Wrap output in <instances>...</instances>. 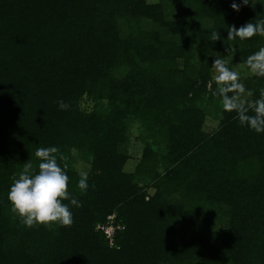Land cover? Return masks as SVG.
Here are the masks:
<instances>
[{
	"label": "trees",
	"instance_id": "1",
	"mask_svg": "<svg viewBox=\"0 0 264 264\" xmlns=\"http://www.w3.org/2000/svg\"><path fill=\"white\" fill-rule=\"evenodd\" d=\"M250 2L0 0V264H264V133L223 110L212 79L218 54L249 71L264 47L227 40L264 19ZM241 77L258 99L264 78ZM52 146L83 207L71 228H28L11 177ZM110 215L113 245L97 229Z\"/></svg>",
	"mask_w": 264,
	"mask_h": 264
},
{
	"label": "clouds",
	"instance_id": "2",
	"mask_svg": "<svg viewBox=\"0 0 264 264\" xmlns=\"http://www.w3.org/2000/svg\"><path fill=\"white\" fill-rule=\"evenodd\" d=\"M241 3L247 6L251 2L241 0ZM231 6L237 12L241 9L240 3L233 2ZM257 35L264 37V19L247 22L238 29L235 25L229 26L227 40L239 38L243 41ZM210 39L216 42L221 39V35L212 31ZM244 64L252 76L264 78V47L249 55ZM212 69V79L216 85L213 96L220 98L223 110L235 112L241 126H247L256 133H264V87L259 89L258 99H251L254 92L245 87L241 73L230 67L229 62L219 54L212 63ZM58 104L61 110L70 107L62 100ZM35 157L37 163L29 159L24 163L22 171L11 177L12 184L7 194L12 205L11 212L28 228L44 226L51 230L55 227H73L75 221L71 206L81 208L83 203L69 190L68 165L64 163L62 167L59 163L66 158L55 146L37 148ZM79 177L77 187L81 193L86 194L89 175L81 171Z\"/></svg>",
	"mask_w": 264,
	"mask_h": 264
},
{
	"label": "rangeland",
	"instance_id": "3",
	"mask_svg": "<svg viewBox=\"0 0 264 264\" xmlns=\"http://www.w3.org/2000/svg\"><path fill=\"white\" fill-rule=\"evenodd\" d=\"M151 3L156 2V0H150ZM231 50V51H230ZM224 54V59H226L229 62V66L232 68H235L237 71L241 73L243 77L250 76V72L246 71L245 68L243 67V64L241 60L237 56V49H230ZM218 122L215 121L213 118H208L206 120V123L204 125V130L206 132H212L214 128H216ZM134 135L137 134V130H133ZM139 153V149L136 148L135 146L131 147V154L133 156V160L137 159ZM74 166L76 167L77 170L80 171H86L87 166L84 164H80L78 161L75 160ZM151 193L153 191H150Z\"/></svg>",
	"mask_w": 264,
	"mask_h": 264
},
{
	"label": "built area",
	"instance_id": "4",
	"mask_svg": "<svg viewBox=\"0 0 264 264\" xmlns=\"http://www.w3.org/2000/svg\"><path fill=\"white\" fill-rule=\"evenodd\" d=\"M115 223V215H110L108 218H107V223L104 224V225H99L97 227L98 230L102 231L107 239H109L111 245H113V242H114V235H115V232L117 229H120L119 226H115L114 225Z\"/></svg>",
	"mask_w": 264,
	"mask_h": 264
}]
</instances>
